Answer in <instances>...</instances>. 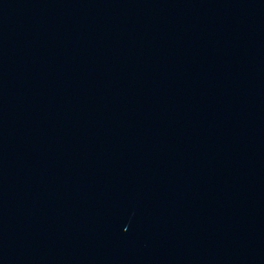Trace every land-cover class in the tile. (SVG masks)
Returning a JSON list of instances; mask_svg holds the SVG:
<instances>
[{
	"label": "water",
	"instance_id": "1",
	"mask_svg": "<svg viewBox=\"0 0 264 264\" xmlns=\"http://www.w3.org/2000/svg\"><path fill=\"white\" fill-rule=\"evenodd\" d=\"M0 264H264V0H0Z\"/></svg>",
	"mask_w": 264,
	"mask_h": 264
}]
</instances>
